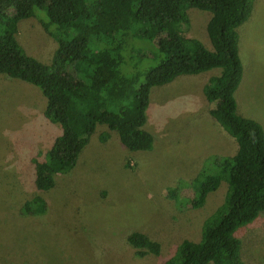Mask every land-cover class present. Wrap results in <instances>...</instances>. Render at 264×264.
I'll list each match as a JSON object with an SVG mask.
<instances>
[{"label":"rangeland","instance_id":"rangeland-1","mask_svg":"<svg viewBox=\"0 0 264 264\" xmlns=\"http://www.w3.org/2000/svg\"><path fill=\"white\" fill-rule=\"evenodd\" d=\"M187 13L183 34L211 48L206 31L211 12L190 7ZM44 19L38 10L20 19L15 36L26 53L49 63L57 43ZM237 33L242 77L233 92L236 112L264 130V0H253ZM150 42L136 39V47L126 49L123 73L154 64ZM204 80L205 75L180 74L150 88L143 127L153 137L151 149L130 150L116 131L96 124L75 164L55 173L54 185L40 191L33 184L31 158H44L61 127L44 116L46 100L38 87L0 73V264H161L184 238L198 240L204 219L224 199L227 181L221 179L196 208L190 205L194 189L188 181L203 165L202 174L219 173L223 166L211 165L215 155L231 156L237 147L209 112ZM102 131L108 132L103 141ZM172 187L175 198L167 195ZM36 194L46 210L33 213L32 203L27 213L23 204ZM131 233L157 241L159 253L135 248ZM235 235L241 258L264 264V212Z\"/></svg>","mask_w":264,"mask_h":264},{"label":"trees","instance_id":"trees-1","mask_svg":"<svg viewBox=\"0 0 264 264\" xmlns=\"http://www.w3.org/2000/svg\"><path fill=\"white\" fill-rule=\"evenodd\" d=\"M252 2L0 0V73L38 87L46 100L44 116L61 127L44 158H31L34 187L50 189L54 174L75 164L96 124L116 131L130 150L151 149L153 137L143 127L150 88L180 74L219 67L202 92L210 114L234 137L237 148L231 156L215 155L211 165L223 166L219 173L202 174L203 165L188 183L194 189L193 208L202 206L223 178L225 196L204 219L199 239L184 238L161 264H248L240 256L235 231L264 212V130L255 119L236 112L233 92L242 77L237 27L249 17ZM190 7L211 12L206 23L211 50L183 34ZM37 10L44 13L42 24L57 43L49 63L26 53L15 36L18 21ZM136 39L151 41L148 54L154 64L125 74L120 70L124 52L136 47ZM107 136L102 131L99 139ZM175 193L174 187L167 190L171 198ZM32 203L37 206L33 213L46 210L44 198L36 194L23 204L27 213ZM128 238L135 248L159 253L157 241L134 233Z\"/></svg>","mask_w":264,"mask_h":264},{"label":"crops","instance_id":"crops-1","mask_svg":"<svg viewBox=\"0 0 264 264\" xmlns=\"http://www.w3.org/2000/svg\"><path fill=\"white\" fill-rule=\"evenodd\" d=\"M210 41V40H209ZM202 43V42H201ZM203 44V43H202ZM204 45V44H203ZM205 48H207V49H212V45H211V48H209V47H207V46H204ZM216 68L217 67H215V68H211V69H208V70H205V71H202V72H200V73H197V74H189V76H192V77H195V76H203V75H205V80H204V82L202 83V85H201V89H202V86H203V84L207 81V79L210 77V76H213V75H218L219 73H220V71L219 72H216V71H214V70H216ZM204 95V94H203ZM205 97V96H204ZM206 115H207V110H206ZM208 120L210 121V122H212V120L213 119H211V117H209L208 116ZM237 148V147H236ZM236 151V150H235ZM235 153V152H234ZM207 157V156H206ZM204 161H205V159H204ZM204 163V162H203Z\"/></svg>","mask_w":264,"mask_h":264}]
</instances>
